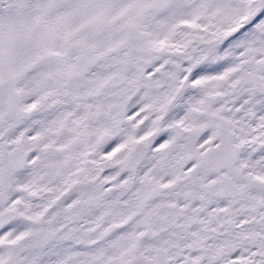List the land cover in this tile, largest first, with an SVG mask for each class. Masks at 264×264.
I'll use <instances>...</instances> for the list:
<instances>
[{
  "label": "snow or ice",
  "instance_id": "6c2138e0",
  "mask_svg": "<svg viewBox=\"0 0 264 264\" xmlns=\"http://www.w3.org/2000/svg\"><path fill=\"white\" fill-rule=\"evenodd\" d=\"M0 264H264V0H0Z\"/></svg>",
  "mask_w": 264,
  "mask_h": 264
}]
</instances>
